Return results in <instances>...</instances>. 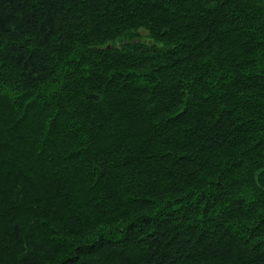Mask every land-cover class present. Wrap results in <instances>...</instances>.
Returning a JSON list of instances; mask_svg holds the SVG:
<instances>
[{
  "label": "trees",
  "instance_id": "trees-1",
  "mask_svg": "<svg viewBox=\"0 0 264 264\" xmlns=\"http://www.w3.org/2000/svg\"><path fill=\"white\" fill-rule=\"evenodd\" d=\"M0 264H264V0H0Z\"/></svg>",
  "mask_w": 264,
  "mask_h": 264
}]
</instances>
